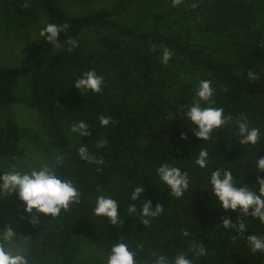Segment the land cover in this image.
Segmentation results:
<instances>
[{"label": "trees", "instance_id": "trees-1", "mask_svg": "<svg viewBox=\"0 0 264 264\" xmlns=\"http://www.w3.org/2000/svg\"><path fill=\"white\" fill-rule=\"evenodd\" d=\"M67 1L0 0V29L19 39L37 26L61 28L59 47L39 35L17 66L0 63V112L23 103L41 116L48 138L0 119V172L48 164L77 187L79 203L55 218L39 214L32 224L16 195L3 194L0 228L16 232L29 264H101L119 241L138 253V264L150 252L192 259L193 243L205 252L193 264H264V252L248 245L249 236L264 237V223L251 218V209L246 216L221 207L208 179L217 167L231 170L239 185L253 187L258 179L253 155L264 158V140L256 148L239 144L233 124L244 116L264 130V0H110L88 14L72 13ZM91 30L94 41L87 38ZM68 40L77 41L71 51ZM164 49L171 53L166 65ZM93 69L104 79L101 92L77 89L75 79ZM201 80L212 82V106L231 117L208 140L196 137L186 118ZM100 116L110 124L101 126ZM80 120L87 135L70 132ZM80 146L104 163L80 159ZM201 149L209 152L205 169L194 165ZM165 163L188 175L180 198L158 179ZM135 187L143 191L131 201ZM98 195L118 201L117 224L93 214ZM145 202L153 211L162 207L148 225L128 212L130 204L139 211ZM225 220L235 227L225 228Z\"/></svg>", "mask_w": 264, "mask_h": 264}, {"label": "clouds", "instance_id": "clouds-1", "mask_svg": "<svg viewBox=\"0 0 264 264\" xmlns=\"http://www.w3.org/2000/svg\"><path fill=\"white\" fill-rule=\"evenodd\" d=\"M173 2L179 4L181 0H173ZM60 31L61 28L55 24H47L40 31V36L59 47L56 42ZM67 44L70 46L69 51H71L77 46V41L68 40ZM170 58L171 53L164 49L160 62L166 65ZM249 76H252V73H249ZM103 84V77L97 75L94 69L82 73L74 81V86L77 89L92 93L101 92ZM213 95L212 82L201 80L198 86L194 88L195 99L186 113L187 120L194 125L193 131L196 137L202 140H208L214 130L231 122V117L224 114L223 108L212 106L215 103L212 100ZM99 122L101 126H107L110 124V119L106 116H100ZM233 126L238 142L243 146L256 148L264 140V130L259 126H251L249 120L244 116L237 118ZM70 132L79 136L87 135L88 125L83 120L77 121L70 126ZM103 143L100 141L97 146H102ZM78 155L80 159L87 160L89 164L100 165L104 163L102 159H97L96 156L92 155L85 146L78 148ZM253 160L258 177L253 187L237 184L232 171L228 168L217 167L211 171L208 179L212 195L215 196L221 207L233 211L240 209L246 216L251 209V218L264 223V179L259 178L260 174L264 173V158H258L257 154L254 153ZM61 162L62 158L58 157L56 163ZM209 163L208 150L201 149L195 158L194 165L199 166L200 169H205ZM181 169V167L167 163L156 169L159 181L166 185L176 198L183 196L189 189L188 175L183 173ZM142 191V188L135 187L131 192V201H137ZM3 194L16 195L23 204L24 213L31 217L29 222L32 224L38 221L39 214H43L45 217H57L62 210L67 211L69 205L79 203L80 197L77 187L71 181L61 178L55 168L48 164L38 167L28 164L19 170L13 166L11 170L0 172V195ZM117 208V200L110 196L98 195L93 214L98 217H106L111 224L115 225L118 223ZM161 211L160 205H157L153 211L150 202L143 203L139 211L135 204H130L128 207L130 214H137L143 218L142 223L144 225H148L150 220L158 216ZM224 227H235V225H232L229 220H225ZM239 227L243 231L244 224L241 223ZM183 234L187 236L188 232L185 231ZM15 239L16 232L11 227L0 230V264H29V257L26 252L9 250L15 248ZM248 245L253 252H264V237L249 236ZM190 250L193 254L192 259L188 257L187 253H179L169 258L156 252H150L144 264H193L195 258L205 254L204 249L198 243H193ZM137 254L128 244L119 241L111 246L106 258L101 257V264H138Z\"/></svg>", "mask_w": 264, "mask_h": 264}, {"label": "rangeland", "instance_id": "rangeland-1", "mask_svg": "<svg viewBox=\"0 0 264 264\" xmlns=\"http://www.w3.org/2000/svg\"><path fill=\"white\" fill-rule=\"evenodd\" d=\"M109 4L110 0H96L92 4H85L83 0H70L67 1L65 7L75 14H88L102 9L105 6H109ZM133 14L134 10L131 12V16H127L126 19L133 20ZM40 31L41 26L35 27L30 37L23 40L0 29V63L8 67L17 66L26 55L29 47L39 37ZM96 37L97 33L94 30L87 33V38L92 41H94L93 39H96ZM17 93H20V88L17 90ZM0 119L4 122L10 119L14 120L23 130L40 136L43 142H48V138L43 132L41 116L36 111L27 108L23 103L17 102L3 107L0 112ZM0 230L2 229L0 228ZM9 250L25 251L23 241L16 238L15 248H10Z\"/></svg>", "mask_w": 264, "mask_h": 264}]
</instances>
